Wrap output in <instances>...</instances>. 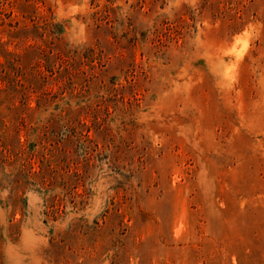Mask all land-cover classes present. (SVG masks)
<instances>
[{"label": "rangeland", "instance_id": "rangeland-1", "mask_svg": "<svg viewBox=\"0 0 264 264\" xmlns=\"http://www.w3.org/2000/svg\"><path fill=\"white\" fill-rule=\"evenodd\" d=\"M0 264H264V0H0Z\"/></svg>", "mask_w": 264, "mask_h": 264}]
</instances>
